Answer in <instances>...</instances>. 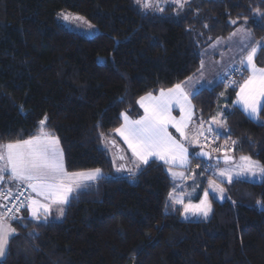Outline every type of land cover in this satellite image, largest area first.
<instances>
[{
    "label": "trees",
    "instance_id": "obj_1",
    "mask_svg": "<svg viewBox=\"0 0 264 264\" xmlns=\"http://www.w3.org/2000/svg\"><path fill=\"white\" fill-rule=\"evenodd\" d=\"M60 12L97 34L69 30ZM232 21L264 40V0H187L161 12L134 0H0V144L35 137L47 117L43 128L59 140L67 172L104 173L71 198L61 221L16 223L0 264H264V180L224 184L227 198L210 199L207 221L183 220L168 201L167 167H128L115 136L122 113L142 116L141 97L197 75L204 49L240 24ZM255 63L264 68V47ZM242 71L191 98L194 123L221 112L232 146L223 157L264 167V102L256 121L233 105ZM190 151L204 175L200 148Z\"/></svg>",
    "mask_w": 264,
    "mask_h": 264
},
{
    "label": "snow or ice",
    "instance_id": "obj_2",
    "mask_svg": "<svg viewBox=\"0 0 264 264\" xmlns=\"http://www.w3.org/2000/svg\"><path fill=\"white\" fill-rule=\"evenodd\" d=\"M178 7H183L180 0H173ZM187 2V0H185ZM140 3V0H137ZM147 3L144 7H148ZM163 9H161L162 11ZM257 14L259 10H257ZM67 20L68 17L64 16ZM77 19H80L77 17ZM236 23V21H232ZM233 36L236 35L234 32ZM260 50L259 44L251 47L247 55L241 60V64L247 66L251 75L243 85L240 86V93L238 94L237 103L242 104L244 111L249 113L254 118H258L257 114L260 110V98L264 97V68H257L255 64V57ZM247 93V95H246ZM155 101L150 107L145 105L144 101ZM183 101V103H182ZM141 107L144 108L145 116L139 120H129L127 114H123L125 123L121 128L116 129V134L121 136L125 143L128 144L132 154L143 163L148 164L149 158L155 156L164 161V163H172L179 160L181 164L187 162L188 151L183 145L177 143L176 140L168 133V126L171 125L180 133L181 137L187 139L184 133V128L187 127V121L182 116L180 120H176L171 116L173 104L180 106L181 112H184L185 107L190 108V101L180 85L168 92L161 91L159 97L141 98L139 101ZM188 120L191 115H188ZM47 122V117L41 121V137L32 140L23 141L22 143L7 144L2 146L0 151V184L5 181V173L10 175L9 180L17 181L20 184H27L37 196L43 197L49 201L48 204H41L37 200L28 198L27 207L31 212L32 219H38L39 210L43 209L44 213H48L52 204L64 205L69 203V196L80 187L79 180H95L99 176V170L89 173H67L64 171L63 153L59 148V140L52 134L43 129ZM214 123H218L215 118ZM221 126H223L221 124ZM203 125H201V128ZM208 132H212L209 128ZM204 133L201 132L200 135ZM235 143V142H233ZM195 155V154H193ZM199 155L207 156L208 153L201 152ZM123 159V157H120ZM241 160L247 162L241 172L235 173L237 177L243 175L245 172L251 173L253 176L261 174L264 175V167L251 161L247 156L241 157ZM175 175V174H173ZM220 176H226L229 183L232 182L233 175L226 172H220ZM209 187L216 191L219 189L223 193V188H220L214 181L210 182ZM17 197L23 196L24 192L21 190L16 194ZM208 192H205L204 199L198 205H185V213L192 211L193 214H201L207 217L211 211L208 203ZM172 198L171 196L169 197ZM0 199L5 203L12 199V193H5L0 191ZM174 203H181L176 200ZM0 204V207H3ZM24 203H20L19 208L25 207ZM15 207V205H14ZM11 211V209H9ZM61 215L63 208H61ZM5 216L7 213L4 214ZM47 219V216H45ZM15 234L14 229L9 228L6 224L0 223V259H2L6 252L7 246L10 242L11 236Z\"/></svg>",
    "mask_w": 264,
    "mask_h": 264
},
{
    "label": "crops",
    "instance_id": "obj_3",
    "mask_svg": "<svg viewBox=\"0 0 264 264\" xmlns=\"http://www.w3.org/2000/svg\"><path fill=\"white\" fill-rule=\"evenodd\" d=\"M234 32L236 33L235 36L232 35ZM215 44H218L219 46H222V48H224V50H225V52L223 53L224 56H227L228 55L226 52L229 49H232L233 50V53L235 55H237L236 59L233 60L232 64L234 65L233 67H235V68L236 67L237 68H242L246 72L247 78L241 84V85H243L245 83V81H247L249 79V77L251 75V72L247 68L246 64L245 65H242L241 64V60L244 59V57L247 55L248 51H250L251 47H255L258 44H259V48L260 49L262 47H264V40L259 41V40L255 39L252 36L250 30L247 28L246 24H244V25L236 24V26L234 27L233 31L231 32V34L228 37L221 38V39H217V40L213 41L212 43H210L208 45V48H210L211 46H213ZM244 46L246 47V49L242 52L241 50L244 48ZM258 52H257V54H258ZM203 53H204V51H203ZM215 56H217V55H215ZM202 61H203V55H202ZM202 61H201V66H200V70H199L198 74L196 76H193V77L185 80L181 84H179L181 86L183 92L185 94H187L188 101H190V108L189 107H186V108L188 109L189 114L191 115V119L190 120H188V119L186 120L187 121V127L184 128V133H185V136L187 137V139H185V138L181 137V135H179L182 140H180L179 142L177 141L179 144H181L185 148H187V151H188L187 162L182 165L181 162L179 160H177V161H174L172 163H167L166 164L161 159H158V158H155V159L149 158V162L150 161H158V162L164 164L167 167L168 174H169V176L172 179V182L174 184V189L172 190V192L169 195V197L171 196L172 198L171 199L168 198V201L173 206L182 208V214L184 212V208H185V205H187V203H189L191 201H194V200L198 201L199 192L197 194V191H198V189L200 190V187L205 186V184H206L205 174L202 175V173L198 172L196 168L191 167V162H190V152L191 151H190V148L191 147H194V148L195 147H198V145L195 142H193V143L191 142L190 143L189 139H190V137L192 135V132H193V130L195 128V123H194L195 122V115H194V108H193V105H192V102H191V98L197 92H199L200 90L207 89L208 87L199 88L195 92L193 90L192 91L189 90L188 87H187L188 82H190L191 80H193V78H197L200 75L201 70H202ZM256 67L257 68H260L257 65H256ZM220 81L221 80L216 79V83L213 84V85L215 86ZM175 87H173V88H175ZM189 87H190V85H189ZM173 88H171V89H173ZM168 90H164V92H168ZM160 93H161V91L158 92L157 94H151V95H152V97L155 98V97H159L160 96ZM239 93H240V87H239V89L236 92L233 105L237 109H239L247 118H249L250 120L256 121L258 118H254L249 113H246L244 111L243 105L237 103L238 94ZM246 95H247V93H246ZM148 96H149V94L148 95H145V96H143L141 98L148 97ZM141 98L137 102V105H138L139 109L142 111V116L140 117V119H142L145 116L144 108L141 107V104L139 103V101H141ZM152 102H155V101L154 100L153 101H148V100H145L144 101L145 105H147L149 107L152 105ZM263 102H264V97L260 98V110H261V107H262ZM176 106H177L176 104H173L172 110H176L177 109ZM260 110H259V112L257 114L258 117H259V114H260ZM128 118H129V120H136V119H132L129 116H128ZM222 118H223V115H222L221 112H219L216 115V117H215V119L217 121H219L218 124H220V127H221V123L223 124V119ZM213 120H211L209 123L210 124L212 123L214 125L216 124V126H217V123H214ZM124 123H125V121L123 119L122 125ZM121 126L119 128H121ZM115 136L122 143V145L129 152V154H132V151H131V149H129L128 144L125 143L124 139L121 136H119V135L116 134V131H115ZM37 137H41V131L35 137H33L31 139H28V140H32V139H35ZM16 143H20V142H16ZM11 144H13V143H11ZM4 145H6V144H0V151H2V146H4ZM132 157H133V160L135 158H137L133 154H132ZM217 157H223V155H220V156H217ZM127 162L129 163V164L126 163V164H128V167H132L133 166V165H131L132 162L129 160V158H128ZM235 162H231V163H235ZM137 163H139V162H137ZM137 163H135V166L136 165L141 166L143 164V163L141 164V162L139 164H137ZM126 164H125V166H126ZM220 164H224V163H220ZM144 165H146V164H144ZM0 166H2V164H0ZM64 171H65V169H64ZM95 171L96 170H89V171H82V172H77V173H89V172H95ZM65 172H67V171H65ZM67 173H70V172H67ZM173 174H175V175H173ZM4 175H5V181L3 182V184L11 187L12 184L10 182H8L9 180L7 178L9 176V174L8 173H5ZM102 176H103V174L100 173L99 176L95 180H91V181L80 179L79 180L80 187L79 188H75V190L70 194V196H69V202H70L71 198H73L85 186H87L89 184H92V183H95ZM11 188H15V187H11ZM30 197L33 200L39 201V203H41V204H48L49 203V201L47 199H44L43 197L37 196L34 192H32L31 188H30ZM176 200L181 201V203H174V201H176ZM67 204H64V205L52 204L50 206V210H49L48 213H44L43 212V209H40L39 210L38 219H35V220L32 219L31 212L29 211L28 207L26 206V208L18 216H16L14 219H12L10 221H1L0 220V223L6 224L9 228L14 229L15 234H16L17 233V229L15 227V224L16 223H19V222H22V221H24L26 219L33 220L35 222H48V221L57 222V221H61L63 219V217H64L65 209H66ZM61 208H63V214L62 215H61V211H60ZM210 213H211V211H210ZM210 213H209V216H210ZM45 216H47V219H45ZM13 236H11V237H13ZM5 256H6V254H5ZM5 256L2 259H0V262L5 258Z\"/></svg>",
    "mask_w": 264,
    "mask_h": 264
},
{
    "label": "rangeland",
    "instance_id": "obj_4",
    "mask_svg": "<svg viewBox=\"0 0 264 264\" xmlns=\"http://www.w3.org/2000/svg\"><path fill=\"white\" fill-rule=\"evenodd\" d=\"M180 2L183 4L185 2V0H180ZM134 3L137 7H141V9H143L145 11H150V9H152V10H155L156 12H161V9H164L167 6V4H176L173 2V0H140V3H137V0H134ZM145 3H147L149 6L144 7ZM64 16H67L68 19L65 20ZM77 17H79L80 19H77ZM57 20L61 24L66 26L69 30H72V31L77 32L79 34H82L84 36L93 37L94 35L97 34L96 28H94L93 26L88 24L84 18H82L78 15L71 14L68 12H60L57 15ZM236 23H240V25L245 24L244 21H236ZM219 39H221V38H219ZM245 49H246V47L244 46V48L241 51L243 52ZM224 52H225L224 48H222V46H219L218 44H215V45L211 46L210 48H208V46H207L204 49L201 73L197 78H193V80L188 82L187 87L189 90H191V91L193 90L195 92L196 90H198L199 88H202V87L211 88L212 86H214L213 84L216 83V79L223 80L227 77V75L232 71V68H234L233 67L234 65L232 64V62H233V60L236 59L237 55H235L233 53L232 49H229L226 52L228 54L227 56L223 55ZM215 55H217V56H215ZM189 85H190V87H189ZM153 103L154 102H152V104ZM182 103H183V101H182ZM176 108H177L176 110H171V116L175 117L176 120H180L181 117L183 116L184 119L187 120L188 115H189L188 109L185 107L184 112H181L180 106H176ZM139 119L140 118H138L136 120H139ZM210 121H203L202 123H206V126H203V127L204 128L208 127L207 126V123H208L210 125V127L212 128V130L223 131V126L220 127V124H218V123H217V126H216V124L215 125L212 123L210 124L209 123ZM202 123L195 126V128L192 132V135L189 139L190 143L195 142L198 144V134L201 131L200 127H201ZM167 131L172 136V138L174 140H176L178 142L180 140H182L181 137L179 136L180 135L179 132H177L176 129L174 127H172L171 125L168 126ZM20 143H22V142H20ZM13 144H15V143H13ZM225 144L230 146L226 142H225ZM59 148H60V145H59ZM60 151H61V148H60ZM211 156H212V158L209 161H205V163L202 164V167H203V170L205 173L206 184H205V186L200 187V190L198 189V191H197V194L199 192L198 201H196V200L191 201V202L187 203V205H198V204H200L201 201L204 199L205 192H208V194H209V196H208L209 205H210V199L211 198L215 199L219 202L224 201L227 198V194H226V191L224 188V184H230V183H229L226 176L222 177L219 175V173L222 171L226 172V173H230L233 175L232 182L234 180H245V181H249V182H253V183H261L264 180V175L258 174V175L253 176L251 173H247V172H245L243 175L237 177L235 175V173L241 172L247 163V162L241 160V157H239L235 163L220 164L219 162H217L215 160V158L217 157V154L215 152H212ZM151 158L155 159L157 157L153 156ZM249 158L251 159V161L260 165L257 160H255L251 157H249ZM129 160L132 162V165L136 169L144 166V164H142V163H141L142 164L141 166H139V165L135 166V163H137V162L140 163V161L137 160V158H135L133 160L132 154H129ZM139 163H137V164H139ZM63 164H64V159H63ZM64 169H65V166H64ZM71 173H73V172H71ZM75 173H77V172H75ZM99 173H102L104 175V173L101 172L100 170H99ZM213 181L216 184H218L220 188H223V190H224L223 193H221L219 191V189H217L216 191H213L209 187L210 182H213ZM8 182H10L12 184L11 187H15V188L17 186L21 185L17 181L9 180ZM29 190H30V188H29ZM210 208H211V206H210ZM181 217L183 220H192V221H207L209 219V215L207 217H204L201 214H193L192 211L185 213V208H184V212H183Z\"/></svg>",
    "mask_w": 264,
    "mask_h": 264
},
{
    "label": "built area",
    "instance_id": "obj_5",
    "mask_svg": "<svg viewBox=\"0 0 264 264\" xmlns=\"http://www.w3.org/2000/svg\"><path fill=\"white\" fill-rule=\"evenodd\" d=\"M243 75V71L241 68H234L229 73V76L224 80V84L229 86L234 78H240ZM201 125L206 126V123H202ZM206 128L200 127L201 131L198 134V147L203 150H207L210 153L215 152L216 154L220 155H227L232 152V147L228 146L224 143L226 139V135L223 131H216L212 130V132H208V129L211 128L210 125L207 123ZM212 129V128H211ZM203 132V135L200 133ZM23 190L24 195L17 197V193ZM0 191L5 193H12V199L8 200L7 203L3 199H0V204H3V207H0V220L1 221H10L18 216L27 206L28 198L30 197V190L27 187V184H21L16 188H11L7 185L0 184ZM20 203H24L26 206L19 208ZM15 205V207H14ZM11 209V211H9ZM7 213L5 216L4 214Z\"/></svg>",
    "mask_w": 264,
    "mask_h": 264
},
{
    "label": "water",
    "instance_id": "obj_6",
    "mask_svg": "<svg viewBox=\"0 0 264 264\" xmlns=\"http://www.w3.org/2000/svg\"><path fill=\"white\" fill-rule=\"evenodd\" d=\"M201 152H206L208 153V155L207 156L199 155ZM198 157L204 161H209L212 158L210 152L203 149L198 152ZM215 160L219 163H224V164L232 162L231 161L232 159L230 157H216Z\"/></svg>",
    "mask_w": 264,
    "mask_h": 264
}]
</instances>
